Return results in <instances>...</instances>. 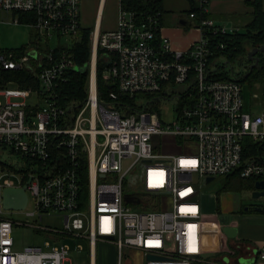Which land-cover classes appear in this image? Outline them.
I'll return each mask as SVG.
<instances>
[{
	"label": "built area",
	"instance_id": "obj_1",
	"mask_svg": "<svg viewBox=\"0 0 264 264\" xmlns=\"http://www.w3.org/2000/svg\"><path fill=\"white\" fill-rule=\"evenodd\" d=\"M203 1L198 0L201 11L206 9ZM19 11H26L22 19ZM97 13L87 33L88 55L80 64L68 48L49 42L62 37L68 44L79 36L83 25L79 0H0V23H25L35 35L19 48L0 45V70L26 68L37 80L35 87H8L4 83L12 79L0 73L4 96L0 99V149L22 158L1 165L16 171L17 180L1 178L6 171H0V264H63L71 244L58 239L62 235L87 241L88 264H92L96 240L113 243L115 264H130L126 248L139 250L141 264H259L264 243L247 245L252 257L248 262L222 252L214 256L200 252L199 204L194 197L199 179L208 174L236 170L241 176L264 178V152L241 153L242 135L252 139L264 135V108L243 109L240 82L208 76L205 71L210 50L202 26L221 31L234 27L200 17L199 36L177 50L169 47L162 34L154 41V15L137 18L118 6L114 26L99 28ZM98 46L115 51L102 75L110 76L119 91L133 96L134 103L114 101L113 89L105 101L97 97ZM181 53H186L187 60L178 59ZM70 68L88 70L80 101L62 97L57 89ZM190 69L194 91L178 105V92H172V86L183 83L187 87ZM251 94L257 96L254 90ZM158 95L176 97L172 119L161 118L152 106L159 101ZM163 133L172 134L174 141L193 143L195 150L158 151L155 139ZM82 155L87 199L80 208ZM126 174L138 184L137 189L128 190L137 191L136 201L122 198ZM21 184L26 200L20 209L34 217L27 223L49 237L16 249L11 227L23 221L2 214L1 188ZM259 197L264 206V193ZM28 199L32 206L27 208ZM43 214L60 215L61 225L40 223Z\"/></svg>",
	"mask_w": 264,
	"mask_h": 264
},
{
	"label": "trees",
	"instance_id": "obj_2",
	"mask_svg": "<svg viewBox=\"0 0 264 264\" xmlns=\"http://www.w3.org/2000/svg\"><path fill=\"white\" fill-rule=\"evenodd\" d=\"M250 5V17L242 24L241 27H234L232 30L221 31L219 29H211L209 26H202V32L206 37L207 45L210 52L207 54L205 71L208 76L217 78H233L240 82H245L249 90L256 89L257 97L259 98V105L264 108V55H261L259 49H264V9L261 5V0H244ZM119 7L130 10L137 18H142L145 14L154 15L156 19V27L154 29L155 39L157 42L158 32V18L160 12L164 10L162 0H117ZM187 13L193 11V22L196 25L200 17L207 16L205 11H201L200 7L193 5L190 1V6L187 8ZM18 18L22 19V15L26 11H19ZM91 28V25L83 24L79 29V36L71 38V41L67 43H59L58 46L68 48L73 55L77 63L82 64L88 55V40L87 33ZM34 33L30 31V36ZM35 36V35H34ZM35 40V38H33ZM36 41V40H35ZM222 44V45H219ZM23 45V44H22ZM247 46V47H246ZM17 48L21 47L15 46ZM253 53V55H252ZM115 51L98 46L96 48L95 55V86L96 95L99 99L105 101L108 98L107 92L111 89L116 91L114 101L120 102L122 100L133 102V96L128 97L126 92H121L117 89L115 82L110 76H103L102 70L114 56ZM258 54V56H257ZM244 59L246 63L241 68L234 69L231 62L240 61ZM179 60H187L186 53H181ZM4 79L11 78L17 82L20 87L25 86H37V80L26 68L20 69H3L0 70ZM20 78L18 77L19 75ZM188 77L185 80H191L188 82V86H184L183 83H178L180 86L173 91L178 92L177 104L186 102L189 100L188 96L193 94V75L192 70L188 72ZM67 78L58 84V91L61 96L73 101H80L85 95V86L87 81L88 70L87 68L76 69L70 68L66 71ZM17 76V78H16ZM3 81V79L1 80ZM156 94H160L161 90H156ZM140 94V93H135ZM105 99V100H104ZM158 102V101H157ZM156 102H153V104ZM153 106V105H152ZM28 107L35 108V105L28 104ZM134 108V106H131ZM249 107V106H248ZM247 107V109H249ZM156 110V109H155ZM241 153L247 155L248 153L264 152V135L260 139H252L248 134L241 136ZM0 165L7 164V162L0 160ZM79 175H80V190L77 194V207H84L87 199L86 189V160L85 155L81 156L79 162ZM223 179L220 188H250L253 186V181L257 176H241L236 170L221 174ZM229 176V177H228ZM238 177L236 183H230V177ZM219 188V189H220ZM218 189H215V195ZM217 198V195H216ZM217 200V199H216ZM127 202V201H125ZM217 208V207H216ZM261 210H264V206H261Z\"/></svg>",
	"mask_w": 264,
	"mask_h": 264
},
{
	"label": "rangeland",
	"instance_id": "obj_3",
	"mask_svg": "<svg viewBox=\"0 0 264 264\" xmlns=\"http://www.w3.org/2000/svg\"><path fill=\"white\" fill-rule=\"evenodd\" d=\"M98 1L99 0H79L80 18L83 24L93 25L95 15L97 12ZM117 7H118L117 0H102L99 10L100 12L99 28L109 27L115 22ZM7 19H10V13H8ZM188 24L189 23H186L185 26H187ZM30 31H31V27L25 23L22 22L10 23L7 21H2L0 23V45L10 47V46H19L25 44L29 40ZM49 42L51 44L65 43L62 37L59 39V42H56L54 38H51ZM244 63H246L244 59H241L240 61L236 60L231 62L234 69L241 68L242 65H244ZM20 76L21 75H19L18 77L20 78ZM4 84L7 85L8 87L18 86L17 82L14 79H12V81L10 82H5ZM179 86L180 84L176 83L174 86H172V88L177 89ZM253 90L257 92L256 89ZM253 90L250 91L245 82L241 83V103L243 109H247L248 106L254 110L261 108V106L259 105L260 103L259 98L257 97L258 95L253 96L251 94ZM31 96L32 94L29 95L27 99H31ZM3 98L4 96L0 94V99ZM158 98L159 101L153 104L154 109H156V111L158 112L161 118L165 120L172 119L175 114L174 102L176 97L174 95L169 97L158 95ZM152 138L154 139L155 136L153 135ZM155 142L157 146H159L158 151L161 152H179V151L192 152L195 150V145L193 143H184V145L176 144L171 134L168 133L161 134L157 139H155ZM21 159L22 158L16 152L8 150L7 148L0 149V160L2 161L19 162L21 161ZM4 169L6 172L1 175V178L8 177L9 179H12L15 183L17 180L16 171L10 172V170L0 165V171ZM126 177H127V184L125 185L124 189L125 190L137 189L138 185L135 182V178L132 177L130 174H126ZM237 178L238 177L236 176L230 177L229 180L230 183H236ZM222 179L223 177L221 174H215L212 178H210L206 182H204L203 177H201L199 179V182L197 183L198 185L196 187V191L198 197L197 202L199 203V212L201 211L199 222H200V231L203 239V249L206 248L207 244L211 245L214 237L218 240L220 239L221 236L220 229L214 227L211 220L208 219L209 217L202 214V212L205 209L203 208L202 202L204 204V207L209 206L208 208H214L215 200L214 198H210L207 195L208 192L215 191V189L219 190L216 193L217 194L216 201L219 208L221 207V205L222 207L226 205H230L232 201L228 191H224L227 188L224 189L220 188ZM242 189H244V191L242 190V194H244L246 198L248 194L247 191L248 189L247 190L246 188H242ZM131 204L136 205L135 203L132 202ZM31 206H32L31 199H28L26 207L28 208ZM2 214L5 216H10L13 219H19L23 221L21 224L13 223L11 227L13 248L20 249L28 244L42 243L43 238L49 237V235L46 232L37 230L27 223L28 221L33 220L34 217L25 214L22 209L5 208L2 211ZM38 221L42 224L60 226L61 216L58 214H43L41 219H39ZM65 236H68V237H64V239L71 244V247L69 246L66 252L67 257L63 260V264H88L86 240L83 237H75L72 239L69 235H65ZM100 242H105V241L96 240L93 244L94 245L93 252L95 253L93 256L94 264H115V247L113 243L110 242L111 244L109 245L98 244ZM74 243H79L80 247L75 248L73 245ZM234 246L236 247L234 248V250H237L238 245H234ZM125 253L130 259V264L142 263L141 261L142 257L139 250L135 248H126ZM109 258H111L112 260H109Z\"/></svg>",
	"mask_w": 264,
	"mask_h": 264
},
{
	"label": "crops",
	"instance_id": "obj_4",
	"mask_svg": "<svg viewBox=\"0 0 264 264\" xmlns=\"http://www.w3.org/2000/svg\"><path fill=\"white\" fill-rule=\"evenodd\" d=\"M190 1L193 5L198 4V0H162L164 10L159 14L157 34L159 33L166 36L169 42V47L172 49L183 50L199 36V28L194 24L193 17L188 15L186 11L190 6ZM101 2L102 0L98 1L97 11L100 10ZM203 2L206 8L205 12L207 17L212 18L213 22L216 24L239 28L250 17V5L244 2V0H204ZM261 5L264 9V0H261ZM97 14L98 13L96 12L95 16H97ZM186 23L189 24L185 26ZM114 24L115 22L111 26L104 28H111ZM171 136L173 137L172 134ZM173 140H175L174 137ZM174 142L176 144L184 145V143L181 142ZM204 182L206 181L204 180ZM124 184H127V177ZM252 187L253 186L246 188V190L248 189L246 198L245 195L242 194V190L244 191V189L227 188L224 191H228L231 196V204L223 207L221 205L220 208L216 201L217 194L215 195V191L208 192L207 195L215 200V209L208 208L209 206L204 207L202 202L203 208H205L202 214L209 217L208 219L211 220L214 227L220 229L221 236L218 240L214 237L211 245L207 244L206 248L203 249V239L200 232V252L203 255L214 256L222 252L228 256L238 257L237 259L240 262H247L251 257V255H249V250L246 249L247 245H253L257 242L264 243V210L251 208L249 206V201L251 199L249 191ZM194 197L198 200L197 191L194 194ZM243 205L248 206L247 208H243ZM219 212L227 213V223L233 224L236 227V232L233 236H226L225 232L222 230L221 226L223 223L218 220L217 216ZM200 215L201 211L199 212V217ZM64 237L68 236H58V239L65 240ZM98 244L109 245L111 243L105 241ZM234 245H238L237 250L230 251L231 249L236 248ZM94 254L95 253L93 252V256ZM109 260L112 259L109 258ZM257 262L259 264H264V258L258 259Z\"/></svg>",
	"mask_w": 264,
	"mask_h": 264
},
{
	"label": "water",
	"instance_id": "obj_5",
	"mask_svg": "<svg viewBox=\"0 0 264 264\" xmlns=\"http://www.w3.org/2000/svg\"><path fill=\"white\" fill-rule=\"evenodd\" d=\"M212 174L204 176V180L207 181L212 178ZM264 193V178H256L253 181V187L249 191L251 197L249 201V206L251 208L260 209L261 199L257 198L259 195ZM122 198L125 201H136L137 191L125 190L122 192ZM26 200V192L24 190L23 184L19 186L5 185L1 188V204L4 208H15L20 209L24 205ZM248 205H243V208H247ZM218 220L223 223L221 228L225 232L226 236H233L236 232V227L233 224L227 223V213L219 212L217 214ZM252 257L249 258V260ZM248 260V261H249ZM247 261V262H248Z\"/></svg>",
	"mask_w": 264,
	"mask_h": 264
},
{
	"label": "flooded vegetation",
	"instance_id": "obj_6",
	"mask_svg": "<svg viewBox=\"0 0 264 264\" xmlns=\"http://www.w3.org/2000/svg\"><path fill=\"white\" fill-rule=\"evenodd\" d=\"M259 51H260L261 55H264V49L263 48L259 49ZM252 55H253V53H252ZM257 56H258V54H257Z\"/></svg>",
	"mask_w": 264,
	"mask_h": 264
},
{
	"label": "bare ground",
	"instance_id": "obj_7",
	"mask_svg": "<svg viewBox=\"0 0 264 264\" xmlns=\"http://www.w3.org/2000/svg\"><path fill=\"white\" fill-rule=\"evenodd\" d=\"M26 205H27V204H26ZM21 223H22V222H21ZM21 223H20V224H21ZM16 224H17V223H16ZM18 224H19V223H18Z\"/></svg>",
	"mask_w": 264,
	"mask_h": 264
}]
</instances>
